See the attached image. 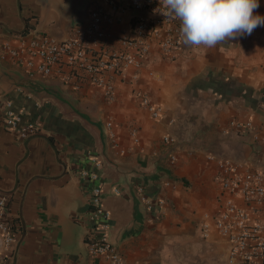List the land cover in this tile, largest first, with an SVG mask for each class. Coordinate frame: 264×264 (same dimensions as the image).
Returning <instances> with one entry per match:
<instances>
[{
    "label": "crops",
    "instance_id": "0c3cea01",
    "mask_svg": "<svg viewBox=\"0 0 264 264\" xmlns=\"http://www.w3.org/2000/svg\"><path fill=\"white\" fill-rule=\"evenodd\" d=\"M98 1L0 0V195L16 232L3 264H110L87 248L103 220H91L85 172L99 175L111 213L107 237L123 264H227V242L216 231L204 238L203 216L222 210L217 160L264 166L252 132L231 127L251 121L264 136V26L200 51L183 43L172 60L155 45L137 81L116 78L113 102L94 86L31 79L25 66L4 58L5 45L34 36L67 40ZM255 14L264 16V0ZM132 18L122 14L110 29L113 40L130 31ZM138 92L161 107V121L141 107ZM7 103L37 127L27 139L5 125ZM139 189L166 204L148 210Z\"/></svg>",
    "mask_w": 264,
    "mask_h": 264
},
{
    "label": "built area",
    "instance_id": "2783aa9c",
    "mask_svg": "<svg viewBox=\"0 0 264 264\" xmlns=\"http://www.w3.org/2000/svg\"><path fill=\"white\" fill-rule=\"evenodd\" d=\"M162 0H100L88 9V21L72 29L65 41L50 36H34L22 40L17 47L4 46V58L10 57L15 64L27 69L28 77L59 78L74 85L76 90L87 86L100 89L104 97L113 102L116 99V78L138 80V72L146 67L155 45L163 57L172 60L180 50V21L167 16ZM132 13L131 28L115 40L111 27L121 20L122 14ZM142 12L145 16L140 15ZM117 43L118 47L112 45ZM133 71V74H129ZM154 73L150 72V76ZM141 107L156 121H161V107L154 104L148 95L137 93ZM264 107V104H263ZM5 125L16 132L21 139H27L37 131L32 123L23 121L21 114L7 103ZM237 132L251 131L254 142L264 148V136L256 132L253 122L232 121ZM109 137L114 144L117 136L113 123L108 122ZM134 141L139 142L138 131L131 132ZM165 144L173 143L170 136L163 138ZM171 162L176 163L175 155ZM96 161L95 166L100 167ZM221 185L222 210L203 216V236L208 238L213 231L223 237L228 246L227 264H264V166H242L229 159L217 160ZM91 184V220H103L102 233L87 241L91 257L102 258L110 264H123L118 248L107 237L108 220L111 213L103 207L102 187L98 173H83ZM170 183H167L169 186ZM140 200L148 210L164 206V199L152 200L142 189ZM8 199L0 195V264L6 261L16 242V232L6 218Z\"/></svg>",
    "mask_w": 264,
    "mask_h": 264
},
{
    "label": "clouds",
    "instance_id": "9594fccd",
    "mask_svg": "<svg viewBox=\"0 0 264 264\" xmlns=\"http://www.w3.org/2000/svg\"><path fill=\"white\" fill-rule=\"evenodd\" d=\"M166 15L178 19L180 39L194 51L215 47L264 26L255 14L259 0H162Z\"/></svg>",
    "mask_w": 264,
    "mask_h": 264
}]
</instances>
